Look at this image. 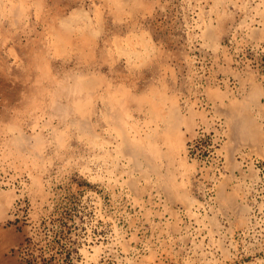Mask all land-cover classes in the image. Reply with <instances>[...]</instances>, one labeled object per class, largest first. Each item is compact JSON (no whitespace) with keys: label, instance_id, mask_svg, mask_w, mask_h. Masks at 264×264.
<instances>
[{"label":"rangeland","instance_id":"rangeland-1","mask_svg":"<svg viewBox=\"0 0 264 264\" xmlns=\"http://www.w3.org/2000/svg\"><path fill=\"white\" fill-rule=\"evenodd\" d=\"M10 227L18 264H264V0H0Z\"/></svg>","mask_w":264,"mask_h":264},{"label":"crops","instance_id":"crops-1","mask_svg":"<svg viewBox=\"0 0 264 264\" xmlns=\"http://www.w3.org/2000/svg\"><path fill=\"white\" fill-rule=\"evenodd\" d=\"M24 232V229L16 227L0 229V264H18L16 259L8 254V250L21 242Z\"/></svg>","mask_w":264,"mask_h":264},{"label":"built area","instance_id":"built-area-1","mask_svg":"<svg viewBox=\"0 0 264 264\" xmlns=\"http://www.w3.org/2000/svg\"><path fill=\"white\" fill-rule=\"evenodd\" d=\"M16 205H17V203H16Z\"/></svg>","mask_w":264,"mask_h":264}]
</instances>
